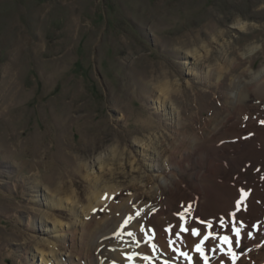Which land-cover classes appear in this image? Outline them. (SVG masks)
<instances>
[{
  "label": "rangeland",
  "instance_id": "rangeland-1",
  "mask_svg": "<svg viewBox=\"0 0 264 264\" xmlns=\"http://www.w3.org/2000/svg\"><path fill=\"white\" fill-rule=\"evenodd\" d=\"M160 70L179 85V104L176 87L170 98L157 89ZM263 72L264 0H0V264H119L113 246L100 247L121 230L112 216L99 210L94 222L109 221L111 229L94 225L91 240L79 237L90 221L84 172L99 178V188H114L115 204L134 194L144 215L165 202L175 228L200 225L197 237L179 232L191 260L182 261L176 244L179 259L156 246L154 263L233 264L219 239L202 245L204 257L195 250L212 232L232 237L235 264H264V138L257 130L264 114L250 123L249 145L244 138L211 145L189 175L181 173L188 163L169 161L178 112L188 135L215 132L213 120L234 135L247 132L245 120L264 112V97L254 93ZM79 163L83 172H75ZM168 169L176 175L166 178L171 186L153 190ZM241 189L248 195L237 213L245 225L237 247L220 220L232 221ZM194 190L204 195L200 203ZM137 225L140 232V220L124 228L120 245L141 248Z\"/></svg>",
  "mask_w": 264,
  "mask_h": 264
},
{
  "label": "bare ground",
  "instance_id": "bare-ground-1",
  "mask_svg": "<svg viewBox=\"0 0 264 264\" xmlns=\"http://www.w3.org/2000/svg\"><path fill=\"white\" fill-rule=\"evenodd\" d=\"M158 74H159V77H157V79H158L157 80L158 81L157 82L158 83L157 89L166 98L167 97L170 98V92H169L170 89L169 88H171V85H172V87H176L174 99L176 100L175 103L179 104L180 98H181V93H180L181 90L179 89V85L177 83H174V82H172L173 84H168L166 82V80H168V78H169V77H167L168 76L167 72L160 70ZM263 74H264V72L261 75H263ZM254 86L255 85H253V87ZM254 88H255L254 93L256 94V96L258 98H261V97L263 98L264 97V81L257 82V84ZM171 99H173V97ZM238 103H239V101H237L236 103L231 102L230 104L234 105V107L232 106L233 108L232 107L231 108L232 109L235 108V110H236ZM258 113L259 114L253 118L256 122L252 121L253 119L250 117L245 120V121H247V125H246V127H247L246 131L247 132H243V133L244 134L246 133L247 136H245L242 133V131L238 132V134L234 135L233 132H231L228 128H226L224 126L225 124L222 122V120H217V121L213 120V123L215 124V125H213V127L215 128V132H213V133L211 132V134H209V135L205 134L204 136H202V135H196V134L195 135H188L186 131H183V130L181 131V128L183 127L182 126L183 123L180 120L181 119V113L178 112L179 115L175 121V127L177 129V133H176L177 135L176 136L178 138L175 139L174 142L171 144V147L173 148V150L171 151V154H169V161L173 160V158L175 157L174 161L178 160V164L181 166H184L185 163H188V165L186 166L187 168H184L185 166L181 168L182 169V172H181L182 177H184L185 173H187V175H189L190 171L193 169H197V170L201 169V168H196V164H194L193 159H197V160L200 159L199 161L201 162V158H203V161L206 158H208L211 155V149H212L211 147H213L211 145H219V143H221V142L225 143L226 140L233 139V138H234L233 140H237V141L239 140L241 142H242V139L244 138L245 139V140H243L244 144L249 145L251 143L249 136L251 135V132L253 131L252 128L251 129L249 128L251 126L250 123L253 122L254 124H256L257 120L260 119L262 117V115L264 114L263 111L261 112L259 110H258ZM240 119H243V116ZM237 122H238V119H237ZM248 128H249V130H248ZM257 130L259 131V136H258L259 140L263 139L264 138V128L261 126V128L259 127V128H257ZM241 135H243V136H241ZM239 136H241V137H239ZM192 146L195 147L196 152L191 153L192 154L191 155V154L187 153V150ZM177 151L180 154L179 156H176ZM234 153L232 155H234ZM232 158L233 157L229 156V158L226 159L227 163H225V164H226V167L228 166L227 167L228 170L234 165V160ZM101 159H102V157H99V160H101ZM79 165H80V167H78L77 170H75V172H78V171L83 172L84 171L81 163H79ZM83 165L87 166V164H83ZM163 166L172 167V164L171 163L167 164V162H164ZM160 167H161V165H160ZM91 169H92V166H91L90 170ZM164 170H166V169H164ZM204 171H205V169L201 170V173L203 176H204ZM207 171L208 170H206V172ZM4 172L9 173L5 170H4ZM9 174H11V173H9ZM79 175H80V173H79ZM91 175H93V174L90 172H84V175H83L84 179L86 181H89V183L91 184L90 190L88 191L89 194L87 195V197L85 199L86 205H84V207H83V209L85 210L84 215H85V217H88L90 219V221L84 226V228L83 227L81 228L79 237H83V239L87 238L88 240H91L92 234L94 232V230H93L94 225L95 226L96 225L101 226L104 224L102 226L103 229H106V230L111 229V228H107L110 224H112L109 221H107L105 223H102L101 220H99L97 223L94 222V220L98 218V211L101 210L103 212L105 218L112 216L113 217L112 222L115 224V226L121 227L120 231L119 230L118 231L113 230L111 237H109L110 235L103 237L101 240V244H100V247H102L103 245L106 247L109 245H111V247L113 246V249H112L113 252H111L112 253V260H116L119 264H129L128 262H131V264H133V263L134 264H165L164 261H160V262L158 261L155 263L153 262V257L156 255V250H155L156 246H158L160 248L161 253L168 254L165 256L171 257L172 259H179L180 258V255H179L178 251L176 250V244L181 245L183 247L184 252L188 253V255L189 254L192 255V251H190V249H191L190 246L187 245L181 239V237H180V236H182L181 234L178 236L179 239H177L176 243H175V239H176L175 233L177 231L179 233L180 230H179V227L178 228L174 227L175 220H173L174 216L171 215L170 211H169L170 207H171V206H169L170 204H166L165 202H163L159 206L160 209L159 208H158V210L156 209L157 211L152 210V209L147 210V213L144 215V212L141 213L139 211L140 208L142 209V205L140 204L138 206L139 208L136 207L135 196H132L134 194H131L127 199L125 198V200L122 199L124 201H122L121 203L115 204L114 203L115 199L113 196V189L114 188L113 187L112 188L106 187V189H105V187H104L105 191L112 190V192H110V193L108 192L107 194H103L102 191L104 189L99 188L98 183H97V180H99V178H94L95 181L93 182V180H92L93 177L91 178ZM195 175L197 176L196 173H195ZM171 176L175 177L176 175H175V173H172L168 169V171L166 173H164V175L159 179L158 185H156L153 188V190L156 187L169 188L171 185L169 184V185L165 186L164 183L167 182L166 178H169ZM197 178H198V176H197ZM174 183L175 182H173V185H174ZM179 183L182 184L181 180H179ZM177 186L179 187L180 185H177ZM197 187H198V185H197ZM195 191L196 190H194V195L196 196L195 200L200 203L199 198L203 197L204 195L202 194V196H201L199 190H197V192H195ZM53 192L56 193L57 195L59 193L61 194L62 193L61 192V185L59 184L58 186H56L54 188ZM67 192H69V191H67ZM114 192H115V190H114ZM132 197H134V200ZM79 201L80 200L78 199V201H75V202L79 203ZM131 201H133V204H131L132 206L130 205ZM95 211H96V213H95ZM137 213H139V215H137ZM128 214L132 215L133 219L131 220V222H128V224L125 225L124 221H125ZM138 216H140L142 218L141 219L137 218ZM139 220H140V222H143V224H144L143 229L144 230L142 231V228H141L140 232H139V225L135 226L133 228V230L135 233H137V235L135 237L137 239L142 238L141 240L144 242V244L141 245V248H137V247L134 248L133 246L132 247L128 246V248H127V243L124 245H120L118 242H119V239L121 238L120 235L123 234L124 228H125V230H130L129 226L137 223V221H139ZM185 227L190 231L192 227H197V226H194L191 223L190 226L186 225ZM149 228H152V230H150ZM199 229L201 231L200 225H199ZM75 232H76V229H75ZM85 232H86V236H88V237L84 236ZM146 233H147V235H146ZM187 233H188V231H187ZM75 237H76V233H75ZM105 249L107 251H110L107 248H105ZM173 249H174V251H173ZM49 250L51 251L50 253H53L54 251H55V253H57L58 249L57 248L55 249L54 247L51 246V247H49ZM106 250L104 253H106ZM171 251H173V253ZM85 254H88V252H86ZM145 257H149L148 259H146L147 260L146 263H145V261L143 262V260H145ZM102 260H104V259H102ZM183 260H185V263H186L187 258H185L183 256L182 261ZM69 261H70L69 262L70 264H77L76 262L74 263L71 259Z\"/></svg>",
  "mask_w": 264,
  "mask_h": 264
},
{
  "label": "snow or ice",
  "instance_id": "snow-or-ice-1",
  "mask_svg": "<svg viewBox=\"0 0 264 264\" xmlns=\"http://www.w3.org/2000/svg\"><path fill=\"white\" fill-rule=\"evenodd\" d=\"M261 123H264V121H262ZM247 192H245L243 189H241V197L239 200L236 201V211L232 212L230 215L233 217L232 221H227L224 220L223 218H221L220 220V227L221 228H229L230 226V231L232 232V234L235 237V244L237 247H239L241 245V230L245 228V225L242 221L238 220L237 218V213L239 211L242 210V205H243V201L245 200V198L247 197ZM137 215H139V213H137ZM131 219V217H129L128 219H126L124 221L125 225L128 224V220ZM181 219H183V217H181ZM237 224H239V227H237ZM209 228L212 227L211 224L208 225ZM253 227H255L253 225ZM144 229L142 228V231ZM188 229L181 224L180 225V232H187ZM200 230L197 227H192L191 228V235L193 237H197L199 236ZM129 236H132L133 234L131 232L128 233ZM147 235V233H146ZM176 236H179L180 233H175ZM249 238H252V233L249 231L247 233ZM216 239H219V245H217V247H221L223 245H228V250L225 254H231L233 257V264H235V261L237 259V254L235 253L234 249H232V243H233V239L231 236L228 235H222L219 237L213 236L212 232H209L207 235L203 236V239L200 241L199 244L196 245L195 250L202 256H205L204 250L202 248V245L205 244V242H214ZM216 248H213L212 251L215 252ZM223 251V249H221ZM181 255H183L185 258L191 260V257L188 255V253L186 252H181ZM145 259H147V257H145ZM205 264H208L207 259H205Z\"/></svg>",
  "mask_w": 264,
  "mask_h": 264
}]
</instances>
